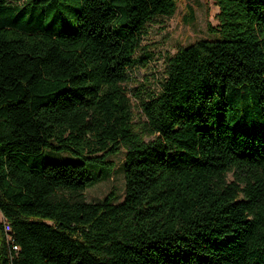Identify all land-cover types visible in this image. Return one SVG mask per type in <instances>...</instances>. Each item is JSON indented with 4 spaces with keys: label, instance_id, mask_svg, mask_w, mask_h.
Wrapping results in <instances>:
<instances>
[{
    "label": "trees",
    "instance_id": "16d2710c",
    "mask_svg": "<svg viewBox=\"0 0 264 264\" xmlns=\"http://www.w3.org/2000/svg\"><path fill=\"white\" fill-rule=\"evenodd\" d=\"M215 3L145 97L178 0H0V264H264V0ZM122 149L124 200L87 202Z\"/></svg>",
    "mask_w": 264,
    "mask_h": 264
},
{
    "label": "rangeland",
    "instance_id": "374dc122",
    "mask_svg": "<svg viewBox=\"0 0 264 264\" xmlns=\"http://www.w3.org/2000/svg\"><path fill=\"white\" fill-rule=\"evenodd\" d=\"M20 5L26 0H12ZM219 8L215 0H178L176 14L172 18H157L147 25L142 47L144 51L138 54L139 64L132 70V81L128 84L131 90H140L146 97L148 94L161 91L166 76L169 61L181 48L189 47L200 40H213L210 31L218 25ZM137 92V91H136ZM135 122L143 120L139 103L133 99ZM67 157V156H63ZM125 160V150L109 159L113 165L108 179L98 180L88 188L84 197L87 202L103 200L109 195L116 197L115 202L124 200L125 180L122 166ZM52 161L61 162V159ZM232 179V176L230 175ZM4 217L0 213V223Z\"/></svg>",
    "mask_w": 264,
    "mask_h": 264
}]
</instances>
